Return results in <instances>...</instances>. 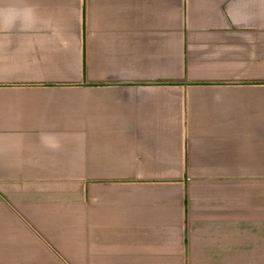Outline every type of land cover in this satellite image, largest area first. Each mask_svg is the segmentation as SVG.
<instances>
[{"label":"crops","instance_id":"crops-1","mask_svg":"<svg viewBox=\"0 0 264 264\" xmlns=\"http://www.w3.org/2000/svg\"><path fill=\"white\" fill-rule=\"evenodd\" d=\"M0 264H264V0H0Z\"/></svg>","mask_w":264,"mask_h":264}]
</instances>
